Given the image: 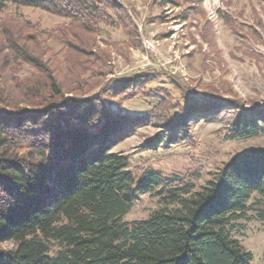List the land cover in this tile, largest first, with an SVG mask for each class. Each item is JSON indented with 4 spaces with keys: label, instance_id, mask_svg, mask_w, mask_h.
<instances>
[{
    "label": "trees",
    "instance_id": "trees-1",
    "mask_svg": "<svg viewBox=\"0 0 264 264\" xmlns=\"http://www.w3.org/2000/svg\"><path fill=\"white\" fill-rule=\"evenodd\" d=\"M156 1L183 4L182 18L199 14V34L216 45L203 0ZM9 4L67 18L48 35L65 45L73 78L65 82L58 60L44 57L39 26L32 25L30 36L0 20V264H254V253L232 231L244 229L253 210L264 221V146L234 155L199 187L188 173L146 167L137 176L128 156L112 150L124 131L148 122L163 128L148 144L178 142L196 110L238 107L242 100L205 81L200 90L178 86L179 100L158 94L144 114L125 113L123 102L141 93L149 75L104 82L106 55L90 51L87 34L95 37L102 23L132 22L126 7L118 0H0V14ZM222 16L242 33L228 11ZM259 26L248 33L261 38ZM23 63L33 70L21 77ZM121 94L115 105L108 100ZM262 135L260 101L243 105L226 132L232 140ZM145 193L161 207L147 218L124 220ZM254 193L263 198L251 202Z\"/></svg>",
    "mask_w": 264,
    "mask_h": 264
},
{
    "label": "rangeland",
    "instance_id": "rangeland-1",
    "mask_svg": "<svg viewBox=\"0 0 264 264\" xmlns=\"http://www.w3.org/2000/svg\"><path fill=\"white\" fill-rule=\"evenodd\" d=\"M118 1L129 10L133 21L117 26L102 23L99 33L95 37L87 34V40L90 51L104 53L107 60L102 68L105 80L101 77H94L93 80L112 83L137 74L149 75L150 79L141 93L123 102V112L144 114L152 108V104H156L158 94H169L179 100L182 89H203L205 81L219 87L226 97L238 98L243 103L238 107L230 105L196 110L197 118L184 122L187 125L186 138L168 145L166 139L154 145L148 144L163 129L150 122L135 130L124 131L115 140L112 150L128 156L129 168L137 176L146 167L169 176L188 173L192 174L199 187L215 178L219 168L234 155L264 146V135L243 140L226 137L231 120L243 105L249 107L255 101L264 103V34L261 38H255L248 33L250 28L259 30L260 22L264 25L263 1L203 0L207 17L214 23L216 45H211L199 34L198 25L202 21L199 14L192 18L194 20L182 18L185 10L182 3L160 6L156 0ZM222 11H228L238 24H243L239 29L241 34L232 31V25L229 27L226 24ZM5 18L13 27H23L25 31L32 25L39 26L40 31H44L40 37L47 43L46 50H42L44 57L51 56L54 61L57 59L63 69L62 79L72 83L73 74L66 69V47L48 35V31L68 21L67 18L16 4H9L5 15L0 14V20ZM245 32L247 35H243ZM27 33L31 34L29 31ZM147 38L153 40L154 47L145 45ZM32 70L31 65L23 63L17 74L24 77ZM85 72L86 76H91L90 71ZM123 96L121 94L108 100L115 105ZM180 135L183 136V133ZM262 198L254 193L250 201L256 202ZM161 205L158 197L141 194L124 220L147 218ZM250 214L252 219L242 221L245 228L232 231V237L254 253V264H264V221L257 217L256 210Z\"/></svg>",
    "mask_w": 264,
    "mask_h": 264
},
{
    "label": "built area",
    "instance_id": "built-area-1",
    "mask_svg": "<svg viewBox=\"0 0 264 264\" xmlns=\"http://www.w3.org/2000/svg\"><path fill=\"white\" fill-rule=\"evenodd\" d=\"M146 44H147L149 47H154V46H155L153 40H151V39H149V38L145 39V45H146ZM147 45H146V46H147Z\"/></svg>",
    "mask_w": 264,
    "mask_h": 264
}]
</instances>
